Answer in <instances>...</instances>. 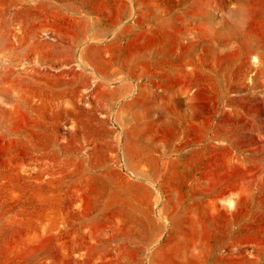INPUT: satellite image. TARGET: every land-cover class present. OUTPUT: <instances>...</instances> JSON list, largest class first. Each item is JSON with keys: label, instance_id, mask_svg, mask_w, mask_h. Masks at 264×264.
<instances>
[{"label": "rangeland", "instance_id": "obj_1", "mask_svg": "<svg viewBox=\"0 0 264 264\" xmlns=\"http://www.w3.org/2000/svg\"><path fill=\"white\" fill-rule=\"evenodd\" d=\"M81 1L0 0V264H264V0H129L119 39ZM126 43L161 48L160 80L127 82Z\"/></svg>", "mask_w": 264, "mask_h": 264}, {"label": "crops", "instance_id": "obj_2", "mask_svg": "<svg viewBox=\"0 0 264 264\" xmlns=\"http://www.w3.org/2000/svg\"><path fill=\"white\" fill-rule=\"evenodd\" d=\"M136 1L138 0H135L133 4H136ZM73 2L76 3L77 0H73ZM89 2L90 0H83L81 1V5H88ZM144 2H147L145 4L156 3L157 5L164 7H177L178 5L186 6L187 8L183 11L186 17L193 15V7L195 5L206 6L212 4L211 2H207V0H181L180 3L178 0H143V3ZM100 4L111 6L110 13L108 15H100L96 18L94 16L91 17V22L88 25L89 35L91 37H115L116 39L123 38L126 33L128 35L131 26L130 21L127 19V16L121 15L120 13L123 12V7L121 5H130L129 0H100ZM89 10L91 13H95L92 9ZM177 15L178 14L175 13L170 16L171 20L175 23V27H177L178 23ZM156 32H162L161 25L156 29ZM148 47L149 46H142L138 49L131 50L129 44L126 43V45H122L121 47L117 46V48L113 49L115 55L113 65L120 64L122 66V73L127 77L128 83L133 84L134 79L139 76L135 69L139 65H143L146 72H148L150 65L152 64L155 72L153 77L155 80L159 79L157 70H161L163 65L161 61V54H163V51L161 48L152 52L146 51L149 50ZM147 53L149 54V57L146 56ZM165 61H167L169 65V70H167L166 73L164 72V84L168 85L171 84L173 80H177L178 61L177 58L172 57L171 59L169 58V60L165 59ZM125 87H128V85Z\"/></svg>", "mask_w": 264, "mask_h": 264}, {"label": "bare ground", "instance_id": "obj_3", "mask_svg": "<svg viewBox=\"0 0 264 264\" xmlns=\"http://www.w3.org/2000/svg\"><path fill=\"white\" fill-rule=\"evenodd\" d=\"M3 50H4L3 46H1V44H0V61L1 62H8V65H11V67H15V64H13V62L16 59H8V61H7L5 56L2 53ZM30 51H31V47L28 45V43H25V46L24 47L22 46V52H21L20 58H17V61L19 60V63H20V66H19L20 72H19V74H22V73L27 74L28 72H30V70L27 69V66H26V63H25V62L28 63V60L30 59ZM36 53H37V57H36L37 58V64L39 66H43L44 60H45V56H44V53L42 51V48H38ZM1 67L2 68H0V73L2 72V69L4 71H11L12 70L10 67H5V68H3V66H1ZM28 75H29V73H28ZM27 81H25V82L27 83ZM34 86H35L34 95H36L35 99L37 98V101H36V103L33 102L34 98L30 96V98H28L27 103H26V105H27V110L26 111L29 112V111L33 110V108H35L40 113V112H42L41 110L44 109V102H45L44 98H43V91H44L43 90V88H44L43 87V75L41 73H39V76L37 78V83L34 84ZM3 92H5V89L0 86V94H2ZM39 118L42 119V116L40 115ZM40 133H41V130H40Z\"/></svg>", "mask_w": 264, "mask_h": 264}]
</instances>
